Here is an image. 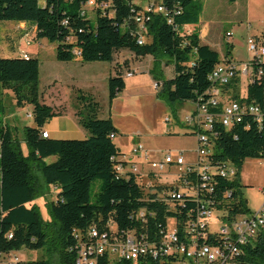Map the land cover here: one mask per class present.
Returning <instances> with one entry per match:
<instances>
[{
    "label": "trees",
    "instance_id": "trees-1",
    "mask_svg": "<svg viewBox=\"0 0 264 264\" xmlns=\"http://www.w3.org/2000/svg\"><path fill=\"white\" fill-rule=\"evenodd\" d=\"M236 1L239 0H229V3ZM85 2L0 0V22H14L18 32L4 30L8 48L18 52L17 38L22 39L29 33L34 40L57 43L56 59L64 63L75 59V50L80 52L78 60L82 63H112L122 52L136 57L151 56L153 67L149 73L161 83L159 96L171 105L197 104L206 100L210 87L208 76L221 59L216 51L201 44L199 28H191L203 10L200 0H162L165 12L150 15L146 22V42L141 46L127 30L138 11L131 0H96L97 3H109V8L93 10L94 21L88 14L81 15ZM229 49L227 45L224 60L229 59ZM26 56L0 57V87L12 94L17 107L28 105L32 108L34 122L33 127H24L22 131L26 155L12 129L0 125V254L43 250L47 253L46 259L19 264H74L75 233L83 234L94 225L101 228L110 221L119 232L138 229L157 236L164 229L165 219L172 218L178 235L189 238L186 230L197 213L196 202L189 197L181 201L172 198L179 191L171 185L156 184L147 189L138 177L129 175L125 178L116 172L115 167L125 154L110 138L117 135L112 121L98 119L99 104L92 96L78 91L76 98L75 116L89 134L88 138L55 140L42 137L45 124L61 116L62 111L43 102L39 88V60L30 54ZM162 60L173 67V77L167 80L159 74ZM124 89L121 74L109 76V105ZM263 89L264 79L249 83L245 99L261 105ZM231 92L237 98L235 88ZM214 134L215 152L211 163L228 162L237 167L234 180L214 177L216 187L212 194L214 209L222 210L223 218L231 222L250 212L243 198L238 170L247 159H264V130H259L250 121L249 129H245V123L228 130L217 126ZM49 157L56 160L46 164ZM37 174L41 175L42 184ZM95 181L100 185L91 201L90 191ZM49 187L56 188L58 194L56 201L48 205L50 221L44 222L38 209L29 204ZM141 210L152 214L143 229L136 218ZM198 241L214 244L215 238L208 233L207 240ZM99 264L133 263L110 262L104 257ZM134 264H176V259L156 261L145 258ZM234 264H264V239L244 247Z\"/></svg>",
    "mask_w": 264,
    "mask_h": 264
},
{
    "label": "rangeland",
    "instance_id": "rangeland-1",
    "mask_svg": "<svg viewBox=\"0 0 264 264\" xmlns=\"http://www.w3.org/2000/svg\"><path fill=\"white\" fill-rule=\"evenodd\" d=\"M159 0H131L138 10L154 6ZM246 5L247 22L241 18H236L229 0H200L202 12L196 24L191 28H210L211 32L224 36L227 31L232 35L229 41L234 43L231 52L236 59L249 57L246 50V40L254 37L261 32L264 25V0H243L239 4ZM88 18L92 21L94 11L86 7ZM242 22V23H241ZM247 24V25H246ZM248 29L254 36L245 39L244 29ZM4 30L17 32L14 22H0V57L14 58L21 53H26L25 49H38L39 58L42 62L41 80L39 82L40 91L47 92V95L58 97L66 108L65 119L70 121V131H73L72 138L86 139L89 134L78 124L73 112L78 108V91L90 95L99 104L97 113L98 119H110L113 126L117 129V135L113 142L117 148L125 155V160L135 163L139 168L147 171L149 165H142V157L133 154V149L141 145L149 155L151 162H160L166 154L173 157L182 155L185 164H194L197 161L198 142L195 135L189 134V129L184 123V118L192 112L193 105L189 102L169 104L164 98L159 96L160 90L153 88L156 82L149 73L153 67L151 56L136 57L129 52H122L117 55L115 62H92L82 63L74 59L71 63L59 62L55 58L57 43H50L46 39L33 40L30 45H26L25 37L17 38L19 51H12L8 48L7 39H4ZM18 33V32H17ZM226 36L224 37V39ZM225 40L221 39L220 47H215L220 59L226 53ZM28 54V53H26ZM245 60V59H244ZM236 61V60H235ZM162 60L161 73L164 80L173 77L174 71L171 64L166 65ZM136 68L130 78L122 77L126 86L125 89L113 100L111 105L108 101L107 81L109 74L113 76L117 73L114 65L128 70L131 65ZM155 75L158 72H154ZM244 84L239 83L236 92L243 91ZM32 108L28 105L17 107L10 92L4 91L0 87V125L12 129L14 136L20 142L24 155L27 151L22 142L23 129L33 126ZM122 158V157H121ZM56 160L49 157L45 160L46 164H51ZM227 170L237 171L233 163H228ZM177 167L166 166L163 171H157L160 182L170 184ZM38 175L39 182L42 178ZM233 180L234 175H229ZM239 184L243 198L249 211L257 212L264 202V159H247L238 170ZM99 181L93 182L90 191L91 201L94 200L98 192ZM58 190L54 187L45 189L43 194L35 197L29 204L36 207L44 222L50 221L48 205L56 201ZM249 212V213H250ZM225 216L222 210H212L208 228L211 232H217L218 227L225 226L221 220ZM241 220V219H240ZM169 230L174 226L172 219L168 220ZM52 231V230H51ZM19 255V259L24 262L46 259L47 253L40 251L21 250L14 252Z\"/></svg>",
    "mask_w": 264,
    "mask_h": 264
},
{
    "label": "built area",
    "instance_id": "built-area-1",
    "mask_svg": "<svg viewBox=\"0 0 264 264\" xmlns=\"http://www.w3.org/2000/svg\"><path fill=\"white\" fill-rule=\"evenodd\" d=\"M86 7L104 10L109 8V3L86 0L82 16L87 15ZM164 12L162 0L154 6L137 11L128 23L127 30L136 38L138 45H144L146 42L148 32L146 22L150 20V15ZM25 40L26 45H30L34 39L27 33ZM246 50L249 55L246 61L221 59L208 76L210 87L206 92V100L192 104L194 107L192 112L184 118L188 132L197 138L196 163L185 164L181 154L176 157L166 154L160 162H151L147 152L138 145L133 149V154L142 157V165H149L147 171L143 168L139 170L135 163L125 160V156L119 159L115 167L116 172L125 178L129 175L138 177L147 189L156 184L171 185L179 191L171 196L175 200L181 201L184 197L193 199L197 204V213L187 225L186 232L190 237L178 235L172 218L165 219L164 229L160 230L157 236L148 235L138 229L129 233L119 232L116 225L110 221L101 228L94 225L83 234L75 233L77 246L74 264H99L104 257L110 262L127 261L133 264L145 258L156 261L175 258L176 264H234L244 247L255 245L264 239V202L257 212L239 216L231 222L221 218L225 226L218 227L217 232H211L208 228L211 211L215 210L212 200L216 187L214 177L218 175L232 179L229 175H234L237 178V171L229 173L227 170L228 162L222 165L211 163V156L215 152V129L220 126L228 130L243 123L245 129H249L251 121L259 130H264V101L259 105L245 99L246 86L264 79V29L246 40ZM26 55L20 54L23 58H26ZM80 55L79 51H74L76 59H79ZM133 72L117 67V73L122 77L130 78ZM239 83L244 84V89L237 93L235 98L231 90L232 88L236 90ZM152 86L159 90L161 83L154 82ZM42 137L47 138L48 133L43 132ZM110 138L113 139L114 136L111 135ZM166 166L177 167L178 171L170 184L161 183L160 176L156 174L157 171H163ZM261 192L264 194V189H261ZM150 215L152 214L145 210L137 214L141 229L146 226ZM170 219L174 221L171 230L168 226ZM208 233L214 235L215 243H200L198 239L207 240ZM21 261L14 252L0 254V264H19Z\"/></svg>",
    "mask_w": 264,
    "mask_h": 264
},
{
    "label": "crops",
    "instance_id": "crops-1",
    "mask_svg": "<svg viewBox=\"0 0 264 264\" xmlns=\"http://www.w3.org/2000/svg\"><path fill=\"white\" fill-rule=\"evenodd\" d=\"M242 1L243 0L236 1L235 3H232L231 5L233 6L232 9L234 10L233 11L234 16L236 18L243 19L245 21V23H246L247 22V19H246V17H247V11L246 10L247 9H246V5L244 7V5H242L241 3L239 4V2H242ZM247 1H249V0H247ZM21 27H23V26H21ZM263 29H264V25H263L261 31ZM244 30L245 31H244L243 34L246 36L245 39L250 37L251 35L254 36L256 34V33L251 34V32L248 31V29H246V28ZM231 35H232V33L227 31L224 36H219L217 33L211 32L210 28H208V27H206V28L200 27L199 28V37H200L201 44L209 46L212 50L216 51L219 54L218 50L215 47H220L219 43H221V39H223V40H225L226 44H228V46L230 48L229 49V53H230L229 59H231L233 61L236 60V62H243V61L248 60L249 57H246V58H243V59L242 58L236 59L234 57V55L231 52V49L235 45H234L233 42L229 41V37ZM225 36H226V38L224 39ZM29 47H27L25 49L26 53L35 56L39 60V82H40V80H41L42 62H41V60L39 58V52H38V49L31 50V49H29ZM19 49H21V48H19ZM55 58H56V56H55ZM78 61L81 62L80 60H78ZM68 63H71V62H68ZM130 65H131V67H129V69L136 71V68L134 66H132V64H130ZM113 68L115 69L116 66L114 65ZM109 76H113V74H109ZM109 76H108V78H109ZM125 86H126V84H125ZM41 93H42V96H43V102L46 105H48V106H50V107H52L54 109L62 111V115L61 116L53 118L50 122L45 124V126L43 127V131L48 133V138L55 139V140L75 139V138H72L73 136H71V135H73V131H70V121L68 119H65L66 108L62 104V101L58 97H55L54 95H52V96L51 95L50 96L47 95L46 94L47 92H45V91H41ZM75 113H76V110L73 112L74 117H76ZM33 126H29V127H33ZM78 140H81V139H78Z\"/></svg>",
    "mask_w": 264,
    "mask_h": 264
}]
</instances>
